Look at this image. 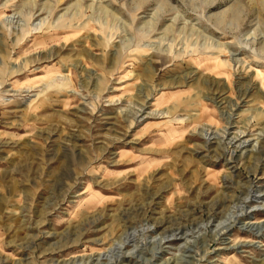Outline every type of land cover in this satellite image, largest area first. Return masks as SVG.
<instances>
[{
	"label": "rangeland",
	"instance_id": "1",
	"mask_svg": "<svg viewBox=\"0 0 264 264\" xmlns=\"http://www.w3.org/2000/svg\"><path fill=\"white\" fill-rule=\"evenodd\" d=\"M263 1L0 0V264H264Z\"/></svg>",
	"mask_w": 264,
	"mask_h": 264
},
{
	"label": "bare ground",
	"instance_id": "2",
	"mask_svg": "<svg viewBox=\"0 0 264 264\" xmlns=\"http://www.w3.org/2000/svg\"><path fill=\"white\" fill-rule=\"evenodd\" d=\"M263 2H264V1H263ZM239 10H240V9H239ZM240 146H242L243 148L246 147V145H240ZM255 225H256V224H255ZM255 225H254V224H251V225H250V228H255ZM126 226H127V225H126ZM259 226H260V225H259ZM258 228H259V227H258ZM259 229H260V228H259Z\"/></svg>",
	"mask_w": 264,
	"mask_h": 264
}]
</instances>
